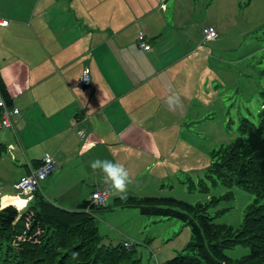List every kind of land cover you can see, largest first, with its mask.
Wrapping results in <instances>:
<instances>
[{"label": "crops", "instance_id": "crops-1", "mask_svg": "<svg viewBox=\"0 0 264 264\" xmlns=\"http://www.w3.org/2000/svg\"><path fill=\"white\" fill-rule=\"evenodd\" d=\"M188 1L172 11L165 0H0V18L8 21L0 28V75L10 107L19 110L12 128L0 127L8 147L0 167L4 160L12 166L0 175L3 206L26 209L34 196L15 185L46 156L59 168L40 191L59 207L73 210L108 190L90 166L97 158L128 170L127 196L155 195L149 190L178 167L172 133L179 120L188 124L196 102L204 106L210 61H219L182 18L194 11ZM85 68L91 85L78 91ZM17 160L22 169L15 170Z\"/></svg>", "mask_w": 264, "mask_h": 264}, {"label": "rangeland", "instance_id": "rangeland-1", "mask_svg": "<svg viewBox=\"0 0 264 264\" xmlns=\"http://www.w3.org/2000/svg\"><path fill=\"white\" fill-rule=\"evenodd\" d=\"M165 1L175 11V7L178 9L188 0ZM191 1L194 11L189 10L182 18L193 31L195 41H199L198 34L202 33L203 50L213 48L219 61H210L205 77L209 86L201 100L204 106L196 102L188 124L182 126L184 121L179 120L182 125L172 133L173 141H177L173 151L179 156L178 160L172 158V164L178 166L176 171L169 170V174L162 176L159 188L149 190H155L152 192L155 195L138 196L209 203V213L217 224L239 228L256 195L239 186L227 185L213 176L210 168L215 151L243 135L245 125L257 127L264 118V0ZM205 26L217 28V40L205 41L202 32ZM3 156L6 159L7 154ZM12 163L15 170L24 167L21 160ZM10 164L3 161L5 169L0 167V175L11 170ZM3 186L0 180V187ZM134 187L129 191L137 190ZM114 198L108 199V209L95 212L104 244L116 246L132 241L141 264H164L186 254L185 247L192 238L186 224L172 218L143 216L138 208H117ZM225 253L232 259H241L250 253V248L237 245Z\"/></svg>", "mask_w": 264, "mask_h": 264}, {"label": "trees", "instance_id": "trees-1", "mask_svg": "<svg viewBox=\"0 0 264 264\" xmlns=\"http://www.w3.org/2000/svg\"><path fill=\"white\" fill-rule=\"evenodd\" d=\"M0 92L11 106L1 75ZM1 116L0 109V122ZM242 131L243 135L214 152L210 168L227 185L256 195L239 228L217 224L209 203L193 204L173 197L115 199L117 208H138L143 216L176 219L191 229L186 254L164 264H264V118L259 126L245 125ZM7 148L0 142V158ZM7 201L23 206L21 200ZM104 209L108 207L91 200L65 209L38 191L20 211L13 205L3 206L0 196V264H141L135 248L103 243L95 212ZM237 245L249 246L250 253L241 259L230 258L225 250Z\"/></svg>", "mask_w": 264, "mask_h": 264}, {"label": "built area", "instance_id": "built-area-1", "mask_svg": "<svg viewBox=\"0 0 264 264\" xmlns=\"http://www.w3.org/2000/svg\"><path fill=\"white\" fill-rule=\"evenodd\" d=\"M6 25H8V21L0 18V28ZM203 35L205 41H215L219 37L218 32L212 27L204 28ZM140 39H143V34L140 35ZM140 43L143 49L145 50L150 49V45H147L146 43L143 42ZM91 80H92L91 70L89 68H85L78 81V87L80 88V90L87 89L91 85ZM0 101H3V107H0V109L2 110L0 126L2 128H12L11 118L12 116L17 115L19 113V110L15 107L13 108L10 107L3 99L1 93H0ZM78 133L79 135L80 133H83V135H80L81 138L85 137L83 131H79ZM50 157H51V163L46 162V157H44L41 160L38 167L35 168V170H33L27 177H25L15 185V189L19 193L26 194L29 196H34L36 192L40 191L42 183L59 168V164L55 159V157L53 156ZM94 194H99L100 201L102 202L99 201L94 202L92 199ZM108 199H109V194L107 189H99L95 191L91 197V201L95 205L101 207H105L107 205ZM134 246L135 243H133L132 241L124 243V247L127 248L128 250L133 249ZM157 264L159 263L157 262Z\"/></svg>", "mask_w": 264, "mask_h": 264}, {"label": "clouds", "instance_id": "clouds-1", "mask_svg": "<svg viewBox=\"0 0 264 264\" xmlns=\"http://www.w3.org/2000/svg\"><path fill=\"white\" fill-rule=\"evenodd\" d=\"M0 107H3V101H0ZM46 162L51 163L50 156H46ZM90 166L93 171L99 170L103 174L105 183L108 185V194L118 195L121 199L127 198V187L132 181L128 170L121 163L97 158L91 162ZM92 199L94 202H102L99 194H94Z\"/></svg>", "mask_w": 264, "mask_h": 264}]
</instances>
